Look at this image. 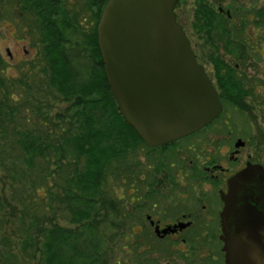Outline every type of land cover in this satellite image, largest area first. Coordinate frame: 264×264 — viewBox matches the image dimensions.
Segmentation results:
<instances>
[{
	"label": "rangeland",
	"instance_id": "374dc122",
	"mask_svg": "<svg viewBox=\"0 0 264 264\" xmlns=\"http://www.w3.org/2000/svg\"><path fill=\"white\" fill-rule=\"evenodd\" d=\"M24 1L0 0V59L4 62L0 63V237H6V243L10 240L12 250L18 253L23 241L31 239L36 243L37 257L28 260L27 264H39V248H43L42 242L45 238L43 227L51 228L54 223L75 227L79 223L70 222L67 208L59 204V199L64 197V175L57 171L56 165L51 161L52 157H36L29 166L26 161L27 154L19 145V138L25 133H32L43 137V140L49 141L51 145L58 143L61 138L53 134L54 127L56 123L59 127L65 124L63 133L66 136L69 131H74L68 124H71L69 120L74 121L75 108L71 101L64 100L56 92L45 74V38L41 34L42 27L37 15ZM203 1H207L216 11L226 15L231 11L264 9V0L199 2ZM197 2L198 0H178L175 14L191 41L197 60L215 84L214 86L212 83L213 86L218 89L217 74L209 58L213 47L211 43L206 42V36L199 34L194 28ZM59 3L64 16L60 14L56 21L60 29L66 30L69 40L67 47L69 52L73 53V65L75 69L91 73L96 64L91 52L96 8L91 4V0H60ZM249 17L254 20L253 13H249ZM218 36L219 34L215 33L213 38L217 40ZM255 38L262 46L260 53H249V58L241 65V69L249 77L250 83H264L263 26ZM217 42L219 53L227 62H238L223 50L219 40ZM64 117L67 121L60 122L59 118ZM225 120L229 122L231 135L221 128H208L196 137L200 140L193 138L166 152L149 151L140 136L137 144L130 145L127 155L119 164L116 163L118 168L122 169L121 174H107L96 199L97 213L93 220L98 221L96 232L100 245L99 264H225L222 243L214 236H219L220 231H214L211 225L200 221L199 225L195 224L192 230L187 231L188 240L182 242L176 237L160 239L147 219L149 213H154L156 217H159L156 212L162 215L166 201L164 196L169 194L174 196L172 201L177 199L179 193H175L170 187V182L176 179V167L174 170L169 169L170 163H176L177 159L186 163L189 158H195L196 153H199L198 149L202 148L212 155H217L221 158L220 161L232 170L243 166L247 160L264 166L262 112L247 99L245 104L239 107L228 105ZM237 138L247 142L236 150L239 153L234 154L231 148ZM206 141L212 144H206ZM184 143L189 145L184 146ZM190 145L195 146L194 150L187 148ZM203 161L198 159L201 168ZM149 163L155 164V167L149 168ZM156 165H159L160 169L156 168ZM189 181L188 177H179L182 184H188ZM187 188L188 191L185 189L183 192L185 198L181 207H188L189 203H193L192 198L196 201L197 209L192 212L186 209L185 213L204 217L206 214L201 207L203 202L196 197L198 189ZM205 188L199 191L214 193L210 187ZM132 194H136L139 199L132 201ZM199 195L201 196L200 193ZM101 196L106 200L104 204ZM167 200L171 205L168 197ZM33 222L34 225L31 226ZM198 230L204 235L197 233ZM195 233L196 237L191 236ZM25 262L22 257L20 264H26Z\"/></svg>",
	"mask_w": 264,
	"mask_h": 264
},
{
	"label": "trees",
	"instance_id": "16d2710c",
	"mask_svg": "<svg viewBox=\"0 0 264 264\" xmlns=\"http://www.w3.org/2000/svg\"><path fill=\"white\" fill-rule=\"evenodd\" d=\"M199 1L201 0H198L195 10L194 28L196 32L206 36V42L213 47L209 58L218 78V95L225 106L224 111L206 126L224 129L231 135V127L225 120L228 105L239 107L250 99L254 107L262 112L264 122V83H250L249 77L241 69V65L249 58V53H260L262 46L255 37L259 29L264 27V9L231 11L226 15L216 11L207 1ZM59 2L60 0L24 1L37 15L42 27L41 34L45 38V74L56 92L64 100L71 101L75 108L74 121L69 120L71 124H68L74 131H69L66 136L63 133L65 124L59 127L56 123L53 134L61 138L58 143L51 145L39 135L25 133L19 138V145L27 154L29 166L36 157H52L51 161L56 165L57 171L64 175V197L59 199V204L67 208L70 222L79 223L75 227L59 223H54L51 228L43 227L45 238L43 248H39V264H99L100 245L96 232L98 221L93 220L97 213L96 199L107 174H121L122 169L116 163L119 164L127 155L130 145L137 144L140 137L118 109L106 78L98 44L97 27L108 0H91L96 8L91 40V52L96 64L91 73L75 69L73 65V53L67 47L69 40L66 30L60 29L56 21L60 14L64 16ZM249 13H253L254 20L249 17ZM61 23L63 24L62 21ZM215 33L219 34L217 40L213 38ZM218 40L223 50L238 62L231 64L221 56ZM0 63H4L3 60L0 59ZM59 119L63 123L67 121L65 117ZM236 131L237 128L234 134ZM101 199L104 204L105 198L101 196ZM1 208L0 205V211ZM33 225L34 222L31 226ZM5 238L0 237V264H20L22 257L26 264L28 260L36 259V243L31 239L23 241L18 253L12 250L11 241L6 243Z\"/></svg>",
	"mask_w": 264,
	"mask_h": 264
},
{
	"label": "water",
	"instance_id": "95a60500",
	"mask_svg": "<svg viewBox=\"0 0 264 264\" xmlns=\"http://www.w3.org/2000/svg\"><path fill=\"white\" fill-rule=\"evenodd\" d=\"M177 3L108 0L97 27L119 111L151 147L189 136L223 111L217 89L176 21ZM244 145L238 138L237 150ZM221 197L226 264H264V166L248 163L228 180ZM168 231L156 228L161 236Z\"/></svg>",
	"mask_w": 264,
	"mask_h": 264
},
{
	"label": "flooded vegetation",
	"instance_id": "af4514ba",
	"mask_svg": "<svg viewBox=\"0 0 264 264\" xmlns=\"http://www.w3.org/2000/svg\"><path fill=\"white\" fill-rule=\"evenodd\" d=\"M220 10H222V9H220ZM176 20L178 21V24H180L177 16H176ZM182 28H183V26H182ZM183 30H184V28H183ZM212 83H213V81H212ZM214 86H215V84H214ZM220 101L223 104V111H224V107H225L224 103L222 100H220ZM207 129H208V126H205L201 130H199L198 133L195 132V133H193L189 136L183 137L179 140H176V141H173V142H170L167 144H163V145L153 146V147L148 146L147 144H145V142L142 139L141 140H142L143 144H145L146 147L149 149V151L154 150V151H160V152L165 151L166 152L170 149H173V148L175 149V147L180 146V144H182L183 142H187L193 138L196 140H200V138H196V137L200 136L201 132L206 131ZM230 139H232V138H230ZM237 139L233 143V148H231L233 150L232 152L234 154L239 153L238 151H236L237 148L235 147V143H236ZM245 142H247V141H245ZM205 143L206 144H212V142L210 143V141H206ZM183 145L188 146L189 144L184 143ZM187 148L194 150L195 146L190 145ZM198 150H199V153L198 154L196 153L195 158H193V157L189 158L186 163H184L180 159H177L176 163H174V162L170 163L171 168H169V169L174 170V168L176 167L175 168V170H176L175 178L176 179H174L170 182V184H171L170 187H171V189H173V191H176L175 193H179L177 196V199H175V201H172L174 199L173 195L169 196V194H168V195L164 196V197H166V201H165V208L162 211V215L160 216L159 212H156V214L159 216V217H156V215L154 213H149V214H147V219L149 220L150 224L154 227V232L160 239H165L168 237L169 238H175L176 237L177 239L180 238V240L182 242H186L188 240V238L186 237V235L188 234L187 231L192 230V228H193V226H195V224L199 225L200 221L201 222L203 221L204 224L207 223V224L211 225V227L214 228V231H217V230L220 231V233L218 234L219 236H216V235H214V236L216 239L219 238L220 242L222 243L221 249H222L223 256H224V263L226 264L225 252L223 251V245H224L223 243L224 242L221 240V236H222L221 212H222L223 207H224V202L222 200L221 193L227 192L228 180L233 175H235L236 173H238L239 171L244 169L247 166V164L251 161L247 160L243 166L240 165V166H238L232 170L230 167H226L220 161L221 158H219L217 155H212L211 152L204 151L202 148L198 149ZM198 159L204 160L203 161L204 165L202 166V168L198 164ZM168 163L169 162H167V165H168ZM251 163H253V162H251ZM253 164H256V163H253ZM258 164H260V163H258ZM134 165H136V161L134 162ZM148 167L153 168V167H155V164L149 163ZM156 168L160 169L159 165H156ZM168 173L170 174V171H168ZM180 176L188 177L190 179L189 183L188 184L180 183L179 182ZM206 186L210 187L215 194L211 193V192L208 194L206 192L201 193L200 191L202 189L203 190L206 189L205 188ZM187 187H190V188L196 187L198 189L197 192H199L201 194V196H200L198 193L196 197L199 198V201L203 202L201 204V207H202L203 211H205V214H206L204 217L202 215L200 216L199 214L194 215L193 213H189V214L185 213L186 209H189L190 212L197 209L196 201H194V199H192V198H191V201L193 203H189L188 207H186V206L181 207V204L183 203L184 198H185V195L183 192L185 191V189H186V191H188ZM136 188H138V187H136ZM193 194L194 193H191V195H193ZM136 196H137L136 194H134V195L132 194V201H136L139 199ZM167 197L170 199V202H172L171 205L167 202L168 201ZM177 203H180V204L178 205ZM162 204H164V203H162ZM180 207H181V209H180ZM174 218H176V219L173 220ZM183 224H188V225H186L184 227L180 226ZM157 227L159 228L160 231L165 229V228H169V231L164 236H161V235H158L155 231ZM197 233H199L200 235H204V233H202V231H200V230H198ZM192 235H193V237L197 236L196 233L191 234V236Z\"/></svg>",
	"mask_w": 264,
	"mask_h": 264
}]
</instances>
